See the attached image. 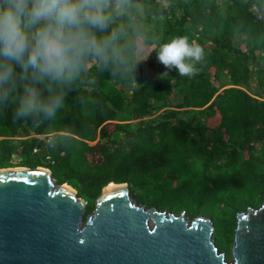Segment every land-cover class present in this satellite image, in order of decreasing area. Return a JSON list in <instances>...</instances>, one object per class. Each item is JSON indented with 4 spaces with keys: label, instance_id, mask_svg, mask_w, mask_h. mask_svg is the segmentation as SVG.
Here are the masks:
<instances>
[{
    "label": "trees",
    "instance_id": "obj_1",
    "mask_svg": "<svg viewBox=\"0 0 264 264\" xmlns=\"http://www.w3.org/2000/svg\"><path fill=\"white\" fill-rule=\"evenodd\" d=\"M114 30L106 57L86 56L72 81H18L0 101V168L49 169L85 215L126 183L139 204L209 217L229 258L236 214L264 200V0H129L96 35ZM175 36L204 49L191 78L157 59ZM33 93L37 107L16 118ZM57 96L48 117L39 105Z\"/></svg>",
    "mask_w": 264,
    "mask_h": 264
},
{
    "label": "water",
    "instance_id": "obj_2",
    "mask_svg": "<svg viewBox=\"0 0 264 264\" xmlns=\"http://www.w3.org/2000/svg\"><path fill=\"white\" fill-rule=\"evenodd\" d=\"M115 185L85 215L49 169L0 168V264H264V200L236 214L229 259L209 217L139 204Z\"/></svg>",
    "mask_w": 264,
    "mask_h": 264
},
{
    "label": "clouds",
    "instance_id": "obj_3",
    "mask_svg": "<svg viewBox=\"0 0 264 264\" xmlns=\"http://www.w3.org/2000/svg\"><path fill=\"white\" fill-rule=\"evenodd\" d=\"M129 0H0V101L15 90L18 81H72L86 56L105 58L109 47L121 37L112 31L98 38L112 22V14L123 10ZM203 47L186 36L163 43L157 59L181 77L198 73L196 64L204 59ZM19 68V72H17ZM164 72L162 76H167ZM26 91H31L26 89ZM33 93L21 103L15 116H26L37 107ZM60 97L40 104L39 110L52 117Z\"/></svg>",
    "mask_w": 264,
    "mask_h": 264
},
{
    "label": "rangeland",
    "instance_id": "obj_4",
    "mask_svg": "<svg viewBox=\"0 0 264 264\" xmlns=\"http://www.w3.org/2000/svg\"><path fill=\"white\" fill-rule=\"evenodd\" d=\"M146 52H147V50H145L144 48L139 51L140 55H145V54H147ZM255 90H256L255 85L250 86V88L248 89V91L251 94H254ZM94 143H95V141L92 142L91 145H93ZM229 259H230V257H229Z\"/></svg>",
    "mask_w": 264,
    "mask_h": 264
},
{
    "label": "bare ground",
    "instance_id": "obj_5",
    "mask_svg": "<svg viewBox=\"0 0 264 264\" xmlns=\"http://www.w3.org/2000/svg\"><path fill=\"white\" fill-rule=\"evenodd\" d=\"M117 186H119V185L108 184V185L105 187V191H106V190H109V189H112V188H115V187H117Z\"/></svg>",
    "mask_w": 264,
    "mask_h": 264
}]
</instances>
